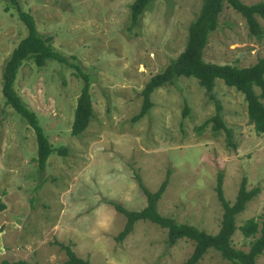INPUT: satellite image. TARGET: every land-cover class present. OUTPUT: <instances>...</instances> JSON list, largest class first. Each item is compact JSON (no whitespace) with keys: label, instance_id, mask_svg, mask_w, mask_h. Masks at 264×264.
<instances>
[{"label":"rangeland","instance_id":"rangeland-1","mask_svg":"<svg viewBox=\"0 0 264 264\" xmlns=\"http://www.w3.org/2000/svg\"><path fill=\"white\" fill-rule=\"evenodd\" d=\"M132 1L0 0V262L67 264L68 246L89 264H186L193 241L169 245L167 229L150 221L137 220L124 239H115L126 218L109 201L129 210L146 205L134 173L154 192L170 170L158 212L209 234L220 229L223 214L217 173L223 172L221 189L230 204L245 177L247 189L258 186L260 192L235 216L231 245L246 252L259 235L245 237L238 229L264 213V134L249 123L241 92L217 78L213 100L197 79L179 76L155 89L152 107L133 121L144 84L183 51L202 0H151L129 30ZM19 9L32 15L39 33L51 36L67 60L49 59L42 67L24 60L14 82L51 146L67 148L66 155L53 152L42 170L34 131L1 91L4 61L27 34ZM263 55L264 37L250 36L245 19L224 6L203 60L248 66ZM71 64L91 83L94 116L79 136L70 131L82 80ZM215 100L235 148L212 123L199 128L215 114ZM195 264L231 262L209 248ZM255 264H264V249Z\"/></svg>","mask_w":264,"mask_h":264},{"label":"trees","instance_id":"trees-1","mask_svg":"<svg viewBox=\"0 0 264 264\" xmlns=\"http://www.w3.org/2000/svg\"><path fill=\"white\" fill-rule=\"evenodd\" d=\"M13 4L16 0H10ZM151 0H133L129 5L131 30L139 22L142 12L146 9ZM228 6L239 13L246 22L248 34L256 39L264 37V29L258 21V17L264 20V2L251 4L242 0H202L201 6L195 17L188 25L187 39L185 47L178 56L172 60L159 72L153 74L144 84L141 94L142 103L139 112L133 117V121L142 118L152 107L151 93L163 86L171 83L173 79L183 77H193L197 79L199 85L205 88L210 99H215L213 93L215 79H220L228 86L233 87L243 94L246 104L248 121L253 125L257 134H264V55L256 62L248 66H238L234 63H215L204 61L202 53L207 44L210 34L218 26V18L223 7ZM20 20L27 28V34L19 40L12 49L7 59L4 61L1 74V91L5 103L21 115L35 134L37 143V154L35 161L39 169H44L48 157L57 152L66 155V147L53 148L48 138L40 126L37 116L29 109L17 94L14 88L15 78L19 67L24 60H31L42 67L46 61L53 59L60 63H67L66 58L55 50L51 36H43L39 33L32 15L28 12L18 10ZM77 70L76 75L81 78L82 85L76 99L73 111L70 133L79 136L89 125L94 116L92 100L90 94V78L78 65L71 64ZM216 112L214 115L201 123L199 128H204L208 123H212L214 131L223 130L225 132L227 145L235 148L232 140V131L226 127L221 117V106L215 100ZM185 107L183 114L187 113ZM170 170L166 172L165 178L154 192L148 190L142 183L139 174L134 173L138 186L146 196V205L139 210H129L119 203L109 201L114 208L122 213L126 222L123 229L117 234L115 239L122 240L133 229L137 220H147L167 229V242L172 245L180 238H188L193 241L194 249L186 264H195L198 259L209 249L213 248L220 252L223 258L228 259L231 264H255L258 255L264 249V213L260 221L251 217L245 220L238 229L248 237L259 231V235L250 241L249 250L243 251L235 249L231 245V236L237 229L235 216L245 209L247 202L253 199L259 192L258 186L247 189V180L241 179L238 192L233 204H230L223 196L221 185L223 172L220 170L216 175L215 191L223 207L220 229L215 234H209L204 230L188 223H177L174 219L161 215L157 210V201L164 192ZM5 204L0 200V211L4 210ZM67 254V264H89L87 260L77 257L68 246H64ZM0 264H29L24 260L8 261L2 260Z\"/></svg>","mask_w":264,"mask_h":264}]
</instances>
